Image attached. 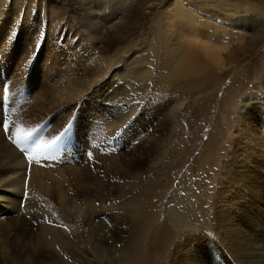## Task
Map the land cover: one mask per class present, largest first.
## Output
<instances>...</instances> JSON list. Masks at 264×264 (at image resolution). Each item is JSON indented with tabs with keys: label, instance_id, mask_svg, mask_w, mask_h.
Returning <instances> with one entry per match:
<instances>
[{
	"label": "rangeland",
	"instance_id": "374dc122",
	"mask_svg": "<svg viewBox=\"0 0 264 264\" xmlns=\"http://www.w3.org/2000/svg\"><path fill=\"white\" fill-rule=\"evenodd\" d=\"M111 1L105 24L116 25L97 45L85 36L81 0L59 2L57 10L65 17L53 34L49 2L35 8V15L24 16L22 8L16 19L0 16L5 28L0 35V121L8 122L9 131L2 123L0 129L4 144L18 154H0V189L12 190L16 180L25 179L17 195L22 206L33 200L37 208L34 220L26 217L28 227L17 231L19 238H34L30 225H59L64 219L87 245L88 264H116V258L127 264L130 256L138 264H251L247 259L254 247L264 254V30L262 37L253 33L264 27V0H127L120 3L122 13L113 14ZM183 8L199 30L207 26L214 38L228 43L216 57L219 62L207 59L201 47L195 51L200 64L214 69L203 90L186 92L176 81L166 85L169 50L187 43L189 30L179 14ZM42 11L46 17L41 20ZM28 23L36 34L19 35L17 28ZM131 65L139 72L132 79ZM67 71H74L72 86L80 93L71 94ZM95 105L103 119L95 117L85 133L80 112ZM18 126L35 129L33 138L45 141L71 127L56 147L29 161L22 146L8 139L15 138ZM89 138L91 144H84ZM39 169L55 177L32 178ZM60 187L65 193L60 190L63 200L56 202L49 194ZM175 207L189 225L179 227L169 219ZM1 214L3 226L16 220L9 212ZM234 224L239 229L230 233ZM253 225L263 235L259 231L255 242L252 237L241 245L239 237ZM33 242L42 250L40 239ZM2 245L0 264H53L40 250L3 256L9 243ZM98 246L103 256L95 251ZM257 263L263 264L252 262Z\"/></svg>",
	"mask_w": 264,
	"mask_h": 264
},
{
	"label": "bare ground",
	"instance_id": "6f19581e",
	"mask_svg": "<svg viewBox=\"0 0 264 264\" xmlns=\"http://www.w3.org/2000/svg\"><path fill=\"white\" fill-rule=\"evenodd\" d=\"M60 1L61 0H9V2H8V0H0V16L3 15V19H5L6 17H9V18H12V19H16L21 14V9L24 8L23 15L24 16L26 15L28 17V15H30V13L32 14L34 12V9L35 8L38 9V7H39L40 4L41 5H44L45 3L49 2V7L50 8L49 7L46 8V14L48 16V25H49L48 30L50 31V34H53L54 30H56L57 25H59V23H61L63 21L64 17H65L64 16V13H61L59 10H57L59 8V2ZM81 1L84 2L83 3L84 8L80 9V12L79 13H81L82 16H83L81 22H83L82 23V27L84 28V31L86 33L85 36L88 37L90 40H92L93 43H94V45H97L98 42H101L100 39L103 38L104 33L107 31L108 27L109 28H114L115 25H116V24L110 23V26L107 27V25L105 24L106 23L105 22V19L108 17L107 15H105L106 14L105 13V10H106V8H107V6L109 4L108 3V0H81ZM122 1H127V0H114V2L111 1V3H110V6H111L110 7V12H111V14H113L115 12H117V13H120L121 12L120 9H122L124 7L122 4L120 5V3ZM161 1H163V0H161ZM92 2H95V5H92ZM181 4H183V3H181ZM2 8H4V9L2 10ZM179 8H181V7L179 6ZM128 9H130V8H128ZM33 14L35 15L36 13H33ZM46 14H45L44 11L40 12V19L41 20L44 19L46 17ZM179 14H180V18L183 20L185 26L187 27L186 29L189 30V33L188 34H186L184 32H181V33H184L186 35V37H184V38H186V41H187L186 47H187V45H191V48L190 49H187L186 47L184 48L183 47V44H180L179 46H176V47L172 48L171 50H169L170 51L169 52V56L171 57V60L170 61H167V64L169 62L170 63L168 64L169 65V72L167 74L168 77H169L168 78L169 81H168V83L166 85H168V86L169 85H172L171 83L174 84V82L176 81L178 83L177 88L182 90L183 87H184V89H185L186 92L189 91V90H198V89L203 90L204 89L203 87L205 85L209 84L212 81L213 76H214V69L209 64H207L208 62L205 63V64H200L198 62L196 56H195V51L201 47L202 49H204L206 51L205 55H206V58L207 59H210L212 57V58H215V60H216V57H218L219 55H221L222 52L224 50H226V48L228 47V43L224 42V40H221L220 41V39L214 38L212 36L211 32L209 31V29H207V26H205V27L203 26L204 29L202 31L199 30L197 28V23H198L197 20L196 19L194 20L191 17L192 15L190 16V13L185 12L184 11V8H183V10H181L179 12ZM169 15H171V14H169ZM118 16H117V18H118ZM35 18H36V16H34V18H33L34 21L36 22V19ZM177 21H179V20H177ZM247 21L251 22V20H249V19ZM32 25H35V24H32ZM17 26L15 27V29L17 28ZM41 29H43V28H40V30ZM66 30H67L66 32L68 33L69 32V29L67 28ZM263 30H264V27L263 26H260L253 33H256V34L258 33L259 37H262L263 36ZM4 31H5V28H3L2 25H0V35L4 34ZM41 31H40L39 34H41ZM184 31H186V30H184ZM16 32L19 33V35L26 34L27 36H29V35L31 36L32 34H36L35 33L36 32V28L32 27L28 23V24H25L22 27H18ZM251 32H252V30H251ZM11 33H15V32H11ZM255 36H257V35H255ZM255 39H257V38H255ZM178 40H180V39H178ZM183 42H185V41H182V43ZM258 42H259V40L256 41L255 43H258ZM183 48L185 49L184 51H183ZM218 60H216V61H218ZM173 61H175V64H176L175 66H174V63H172ZM206 61H208V60H206ZM132 65H131V68L129 70L133 74V76L131 77V79L132 78H135L136 76H139V72L135 73V71L133 70V66ZM99 71H101V70L99 69ZM72 72H74V71H72ZM72 72L71 71H67L66 72V75H65L66 81L65 82L66 83H69L71 85V87L73 88V90L70 91L71 94H73L76 90H77V93H80L81 92L80 89H77V88H75V86H72L73 85V79H74V77H72V75H73ZM142 74L144 75L145 74V71H143ZM100 76H103V74H101V73L98 74V77H100ZM131 79H129V80H131ZM261 80H264V78L261 79ZM95 82H96V77H95V79L93 81L91 80V84L92 83H95ZM181 83H183V85H181ZM247 99H249V98H247ZM254 104H258V102L256 101V102H254ZM250 106L251 105H245L244 104V106H242V108L243 107H250ZM88 108H89V106H88ZM87 110L84 109L83 111H81L80 112V116L81 117L80 116L79 117L82 118V119H84L85 122H86L85 125H83L84 127H83L82 130H84L85 133H88V132L90 133L89 126L92 124L91 122H95L93 119L95 117H98V118L100 117L101 119H103V115H102V112H101L100 107H98L96 105L92 107V111H87ZM112 116H116V115H112ZM116 117L113 118L114 121H115V118ZM94 124H95L96 127H98V125H99V124H96V123H94ZM2 132L3 131H1V129H0V154H2V155L3 154H6L8 157H12V156L18 155L17 154V151H15L14 149H10L9 146H7L6 144H4L5 143L4 142V138H3L4 135H3ZM89 140L88 141H85L84 144H87L88 143L90 145L92 139L89 138ZM16 170H17V168H16ZM16 170H13L14 173H16L15 172ZM10 172H12V171H10ZM50 173H51L50 171L49 172H43L42 169L41 170L39 169V171H37V172H35L33 170L31 172V177L32 178L33 177L37 178V176H38V177L42 178L43 180L49 179L50 177H53L54 178L55 177L54 174H50ZM80 176L81 175H79V177ZM24 180L25 179H22V178L16 180L14 182V185L9 186V187H12V190H9L8 188L0 189V225H2V227H3V229H2V230H4L3 234L5 233L6 236H7L6 240L3 239L4 237L2 238L0 236V245L1 246H4L2 244H4L5 241L9 243V249L6 248L8 250L7 253H6V249L5 248H4L5 250L1 251V253L3 254V256L4 255H7L9 251H12V253L14 255H15V253L17 255L18 254L20 255V254H22L24 252H27L26 254H31V253L38 252L40 249L37 248V244L35 242H33V239H37L38 238L41 241V249L42 250H40V251L43 252V255L45 254L47 256H51L52 257L53 264H88V262L86 260L87 259V256H88V254H87V245L86 244H82V242L79 241L80 240L79 238L81 237V235L80 236L77 235L76 236L77 238L74 236L73 233L76 232L77 228H75L74 226L73 227H67L66 221L64 219L61 220V222L59 223V225H57L55 223L53 224L50 221L49 222H44L43 225L42 224H39L38 226L30 225L29 226L30 227L29 228V231H30V233L33 234L34 238L33 239H24V240H21L19 238V235H18V232L17 231L19 229L27 226V223H26L27 218L26 217L28 216V219L34 220L35 215L37 214V208L35 207L36 201H33V200L27 201L26 205L25 206H22V200L23 199L21 200L22 197L19 196V195H17L18 192H19V190H17V188L20 187L21 182H23ZM158 181H160V179L155 180L154 181V184L156 185L157 184L156 182H158ZM45 182H47V181H45ZM46 185H47V183H46ZM60 190L63 192V189L60 187L59 190H56V191L53 190L49 194L52 197V199H54L56 202H57V198L59 200L61 198V196H62V192ZM63 193H65V192H63ZM63 196L61 198L62 200H63ZM141 198H142V196L139 195L138 199H141ZM129 204L130 205H134L135 207L137 206V205H135L137 203L136 202L134 203L131 200H130ZM93 206H94V203H93ZM232 206H234V205H232ZM175 209L176 210H170L169 211V219L175 225H178L179 227H185V226L189 225L188 224V221L182 216V214L180 215L178 213L176 207H175ZM96 211H98V209L95 210V213H96ZM100 211H102V210H100ZM2 212L3 213L4 212H7V213L9 212V213L13 214L14 217H12V219H16V220L15 221H12V223L9 222V226H3L4 223L1 224L2 223L1 221L3 219V216H1L2 215L1 213ZM63 212L66 214L65 211H63ZM31 215H33L34 217L31 218ZM42 216H43V214H42ZM66 216H68V215H66ZM5 224H6V222H5ZM227 225H225V226H226V228H229L230 227V229H229V232L230 233L232 231L235 233V231H237L239 229V227L237 226V224L231 225L229 227ZM257 227H255V225H253L252 227H250L251 230L248 231L249 233L247 234V236L245 235V236L239 237L240 239H239L238 242L241 245H243L246 242L249 243L252 240V237L255 239L254 240V242H255L257 240V236L259 234V231H261V229L260 228H257ZM25 229L27 230V228H25ZM220 230H221V228H220ZM70 231H72V233ZM229 232H227L228 233V236H229ZM225 233H226V231H225ZM32 234H30L31 237H32ZM261 234L263 235V232L262 231H261ZM230 240H231V238H230ZM230 245H231V243H230ZM252 245L253 244H251V246ZM257 247H254V251H253L254 252L253 253L254 256H250V258L252 260L251 259L250 260L247 259V261H248V263L251 262V264H252L253 261H254V263L255 262H263V264H264V254L262 252H261L262 254L260 252H257L259 250V249L257 250ZM95 251L99 254V256H103L104 255V253L102 252L103 249H102L101 246L96 247ZM259 254H261V256H257ZM240 256H242V255H240ZM119 259L120 258H116V260H117L116 261V264H126V262L123 263V260H124L123 258H121L120 260ZM253 259H255V260H253ZM240 260L242 261V259H240ZM244 260H246V259H244ZM127 261H128L127 264H138L132 258V256H130V258H128ZM20 264H22V263L20 262Z\"/></svg>",
	"mask_w": 264,
	"mask_h": 264
},
{
	"label": "snow or ice",
	"instance_id": "6c2138e0",
	"mask_svg": "<svg viewBox=\"0 0 264 264\" xmlns=\"http://www.w3.org/2000/svg\"><path fill=\"white\" fill-rule=\"evenodd\" d=\"M39 46V45H38ZM3 124L5 133L9 131V124L7 121H0ZM71 126L65 127V129L53 140L45 141L42 138H33V133L35 129L24 130L22 127H17L15 138L13 136H8L9 140H12L21 150L26 154L29 161H32L36 156H43L48 153L51 149L56 147L57 142L61 137L69 131ZM31 141V143H29Z\"/></svg>",
	"mask_w": 264,
	"mask_h": 264
}]
</instances>
